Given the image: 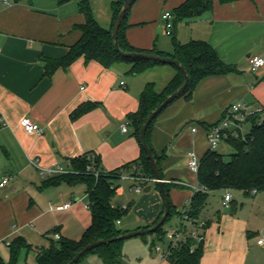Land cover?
<instances>
[{
	"label": "crops",
	"instance_id": "0c3cea01",
	"mask_svg": "<svg viewBox=\"0 0 264 264\" xmlns=\"http://www.w3.org/2000/svg\"><path fill=\"white\" fill-rule=\"evenodd\" d=\"M113 1L0 0V183L9 179L0 188V261L5 264L11 261L10 246L18 237L31 246L23 252L35 259L40 248L55 240V233L81 239L92 223L86 185L63 181L45 186L57 176L46 175L45 170L62 168L63 174L75 175L71 161L87 154H95L100 168L108 172L139 161L142 146L131 117L139 111L148 84L161 92L177 74L175 67L163 64L135 74L130 64L104 67L85 57L47 74L46 62L63 60L82 37L86 17L81 4H87L98 24L109 30ZM185 1L137 0L124 30L125 40L135 49L167 56L174 53L175 40L207 42L231 68L203 78L190 98L169 105L149 131L163 179L170 185V226L180 224L179 214L192 202L196 187L201 188L188 167V152H196L200 159L205 156L207 131L235 103H244L250 111L261 109L264 119V68L253 73L249 67L251 57L264 56V0L217 1L200 20L179 22L173 36H167L163 14L173 13ZM82 108L87 110L74 117ZM23 119L38 124L43 135L27 133ZM125 123L128 132L122 131ZM126 182L130 189L132 182ZM146 187L150 191L141 194L120 187L122 204L112 200L114 207H126L121 218L126 232L152 227L164 212L156 183ZM226 193H212L199 217L206 225L199 264H264V246L257 243L264 235V191L251 196L236 191L239 200L229 192L233 199L229 208L223 206ZM65 204L70 207L59 209ZM151 244L134 241L123 248V263L174 264L160 257L168 253L169 243L167 249L159 245L152 249ZM92 258L102 264L96 255Z\"/></svg>",
	"mask_w": 264,
	"mask_h": 264
},
{
	"label": "trees",
	"instance_id": "16d2710c",
	"mask_svg": "<svg viewBox=\"0 0 264 264\" xmlns=\"http://www.w3.org/2000/svg\"><path fill=\"white\" fill-rule=\"evenodd\" d=\"M20 1L23 0H16V2ZM217 1L226 4L241 0H186L173 11L175 17L174 28L179 22L193 23L200 20L207 12L213 9ZM124 3L125 0L113 1V23L112 28L109 30L102 28L98 24L91 8L87 4H81L80 11L86 17V23L80 27L82 37L70 48L69 53L63 60H48L46 62L47 74H51L60 66L70 65L80 57H85L88 61H97L104 67H111L116 63L124 62L132 65L130 72L135 74L142 73L150 67L159 64L144 59L125 58L116 52L112 33L119 14L124 7ZM130 10L119 31V47L126 53H150L135 49L124 38V30ZM174 45V53L168 56L178 60L185 67L189 76L188 86L181 97L190 98L203 78L222 75L231 71V68L224 64L207 42L193 40L187 44H181L175 40ZM151 53L167 56L158 51ZM184 80L183 73L177 69L176 76L161 92L156 91L154 84H148L145 87L140 100V109L131 117L140 143V133L148 116L170 95L176 92L183 85ZM85 110L87 109L82 108L78 110L74 117L79 116ZM261 118V114L251 115L247 120L251 124L250 131L239 138H231L227 141V144L234 150L228 159L217 150L208 151L201 159L197 174L198 184L201 188L193 196L189 211L190 217L199 219L207 205L209 196L214 192L240 191L246 196H251L254 190L257 193L264 191V119L261 120ZM155 120L149 126L146 134V140L150 148L149 131ZM88 155L71 161L75 175H57L45 181L44 185H57L63 181L70 184L84 183L87 188L92 223L78 241L61 238L60 240H51L48 248H40L36 255L38 264H67L88 244L100 240H111L127 233L117 225V221L121 220L125 214L124 210L112 205V200L121 187L122 174L129 173L134 176L142 175L149 179H155L153 166L143 146L139 161L112 172L101 169L98 164V158L96 157L94 160H91L88 158ZM154 157L160 168L158 158L155 155ZM168 185L165 183L167 193L170 186ZM179 215L181 216L182 213ZM171 216L172 207L166 223L171 220ZM147 228L149 227H145L144 229ZM55 232L58 231L56 230ZM153 234L157 236L158 241L163 242L166 239V230L163 227ZM123 242L117 241L96 247L83 258L89 254H94L102 261V264H124ZM193 244L194 242H189L183 248L170 250L168 259L174 264H199L203 253V246L202 243L197 245L192 252L191 247ZM155 245L156 241L153 240L151 248L153 249ZM25 248L30 249L31 246L28 245L24 238L18 237L14 239L10 246L11 261L8 264H16L21 250ZM83 258L76 264H81ZM0 264L5 263L0 261Z\"/></svg>",
	"mask_w": 264,
	"mask_h": 264
},
{
	"label": "built area",
	"instance_id": "2783aa9c",
	"mask_svg": "<svg viewBox=\"0 0 264 264\" xmlns=\"http://www.w3.org/2000/svg\"><path fill=\"white\" fill-rule=\"evenodd\" d=\"M174 15L172 12H165L162 16L164 22V31L167 36H173L174 31ZM249 67L251 72L257 73L261 69L264 68V56H253L249 59ZM254 114H262L261 109H256L254 111H250L248 107L242 103L238 102L233 104L223 116L222 120L216 125L212 126L207 131V141L209 144V151H216L222 143H227V141L231 138H239L242 133L241 124L247 122L248 118ZM2 116L0 113V121H2ZM263 120V118H261ZM21 125L24 130L29 134H38L43 135L44 131L40 128L38 124L33 122L30 119H23L21 121ZM129 123H125L122 125V131L128 132ZM194 132L196 129L193 130ZM88 158L94 160L96 158L95 154H89ZM188 167L193 171L196 175L198 174L201 159L194 151H189L187 154ZM65 171L62 168L49 169L45 170L44 174L53 176L63 174ZM122 180H127L132 182V186L130 191L134 194H141L144 192L145 187L149 183H156V179H149L142 175H132L129 173L122 174ZM9 183V179L6 178L0 183V188L5 187ZM200 191V187H196L195 193ZM253 195L257 194V191L252 192ZM232 195L227 192L224 197L223 206L225 208L230 207V203L232 202ZM192 203V202H191ZM191 203L187 205L182 211V215L180 216L181 222L178 226H170L166 230V240L169 243V250L166 255L161 254L162 259H168L170 256V250L183 248L189 242H194L191 247V251L193 252L197 245L204 243L205 241V223L200 219H195L190 217L189 211ZM70 204H65L59 209H68ZM126 207L121 209L125 210ZM117 225H121V220L117 221ZM55 240H60L61 236L58 233L54 234ZM258 245L264 246V235L259 237L257 241ZM10 246V243H7Z\"/></svg>",
	"mask_w": 264,
	"mask_h": 264
},
{
	"label": "water",
	"instance_id": "95a60500",
	"mask_svg": "<svg viewBox=\"0 0 264 264\" xmlns=\"http://www.w3.org/2000/svg\"><path fill=\"white\" fill-rule=\"evenodd\" d=\"M137 0H125L124 3V7L121 11V13L119 14V17L113 27V33H112V38L114 41V48L116 50L117 53H119L122 57L125 58H137V59H144L147 61H152V62H156L159 64H163V65H170L175 67L176 69H178L179 71H181L184 75V83L183 85L176 91L174 92L172 95H170L159 107H157L146 119L141 133H140V140L142 143V146L144 148V150L146 151L149 160L151 161V164L153 166L154 172H155V179H156V183L158 186V189L161 193V196L163 198L164 201V213L161 217V219L152 227H149L147 229H141V230H137V231H132V232H127L117 238L111 239V240H100V241H96L93 242L91 244H88L87 246H85L78 254H76L74 256V258L67 264H76L78 263L86 254H88L91 250H93L96 247L105 245V244H110L112 242H117V241H125V240H129L132 238H136L139 236H145L148 234H153L155 232H157L161 227H163L171 213V201L169 198V195L166 191L165 188V180L163 179V176L161 174L160 168L157 164V161L153 155V152L151 150V148L149 147L147 140H146V134H147V130L149 128V126L152 124V122L169 106L171 105L173 102H175L177 99H179L182 94L184 93V91L186 90L188 83H189V76L188 73L185 69V67L176 59L171 58L170 56H161V55H157V54H153V53H126L123 52L121 50V48L119 47V42H118V36H119V31L120 28L122 26V23L128 13V11L130 10L131 6L136 2ZM146 193H148L150 191V187H146L144 190Z\"/></svg>",
	"mask_w": 264,
	"mask_h": 264
},
{
	"label": "rangeland",
	"instance_id": "374dc122",
	"mask_svg": "<svg viewBox=\"0 0 264 264\" xmlns=\"http://www.w3.org/2000/svg\"><path fill=\"white\" fill-rule=\"evenodd\" d=\"M171 38V37H170ZM170 38H168L170 40ZM172 39V38H171ZM243 134H247L250 129H251V124L249 123H244L243 124ZM218 152H220L221 154H223L225 156L226 159L229 158L230 154H232L234 152V150L232 149L231 146H229L227 143H222L219 148L217 149ZM127 180H122L121 181V187H123L126 191V193H130V189L127 188V185L125 183ZM121 190V188L119 189ZM144 193V192H143ZM234 196L236 197L237 200H239V196H237L236 191H233ZM123 195V194H122ZM255 196H253L252 199H254ZM124 198L122 196V198L119 195H115V197L113 198V202L115 204L119 203L122 204L121 202H123ZM170 224H172V220H169L164 226L163 229L167 230L168 227H170ZM119 228H123L121 225L119 226ZM123 230V229H122ZM146 240L147 242H149L151 244V242L153 240L156 241V245H159L160 247L167 249L168 248V241L166 239H164V241H158L157 236L155 234H148L145 236H139L136 238H132L129 240H125L123 242V248L125 249L126 247H130V245H132L134 243V241H144ZM133 250V249H132ZM134 252V251H132ZM93 256H95L94 254H89L87 255L85 258H83V260L81 261V264H99L98 262L93 261ZM7 262V261H6ZM16 264H38L34 255L32 253H30L28 256L26 254V251L23 252V250L20 252L17 262Z\"/></svg>",
	"mask_w": 264,
	"mask_h": 264
}]
</instances>
